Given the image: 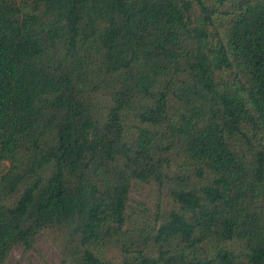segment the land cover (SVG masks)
<instances>
[{"label": "trees", "instance_id": "1", "mask_svg": "<svg viewBox=\"0 0 264 264\" xmlns=\"http://www.w3.org/2000/svg\"><path fill=\"white\" fill-rule=\"evenodd\" d=\"M44 229L59 264H264V0H0V264Z\"/></svg>", "mask_w": 264, "mask_h": 264}, {"label": "rangeland", "instance_id": "2", "mask_svg": "<svg viewBox=\"0 0 264 264\" xmlns=\"http://www.w3.org/2000/svg\"><path fill=\"white\" fill-rule=\"evenodd\" d=\"M171 202L162 189L154 184L133 182L129 190L128 210L135 213H145L149 218L159 210H165ZM108 258H118L115 251L107 253ZM61 245L58 235L49 229L41 230L35 236V248L23 249L21 245L14 246L8 253L3 264H59Z\"/></svg>", "mask_w": 264, "mask_h": 264}]
</instances>
